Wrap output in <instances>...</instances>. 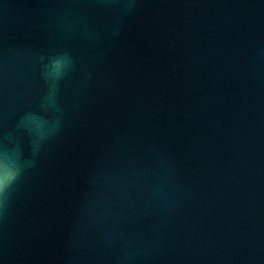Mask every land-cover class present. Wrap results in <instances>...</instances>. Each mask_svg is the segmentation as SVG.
Returning a JSON list of instances; mask_svg holds the SVG:
<instances>
[{"label": "water", "instance_id": "water-1", "mask_svg": "<svg viewBox=\"0 0 264 264\" xmlns=\"http://www.w3.org/2000/svg\"><path fill=\"white\" fill-rule=\"evenodd\" d=\"M0 149V264H264V0H0Z\"/></svg>", "mask_w": 264, "mask_h": 264}, {"label": "clouds", "instance_id": "clouds-1", "mask_svg": "<svg viewBox=\"0 0 264 264\" xmlns=\"http://www.w3.org/2000/svg\"><path fill=\"white\" fill-rule=\"evenodd\" d=\"M67 62H68V57L66 54L58 57H53L50 60V66H46L49 68L46 75L54 76V77L60 76L62 74V69L67 65ZM0 157L8 158V154L5 149H0ZM18 173H19V168H18ZM6 190H0V214H3L5 208Z\"/></svg>", "mask_w": 264, "mask_h": 264}, {"label": "snow or ice", "instance_id": "snow-or-ice-1", "mask_svg": "<svg viewBox=\"0 0 264 264\" xmlns=\"http://www.w3.org/2000/svg\"><path fill=\"white\" fill-rule=\"evenodd\" d=\"M18 177V168L8 158L0 157V190H6Z\"/></svg>", "mask_w": 264, "mask_h": 264}]
</instances>
